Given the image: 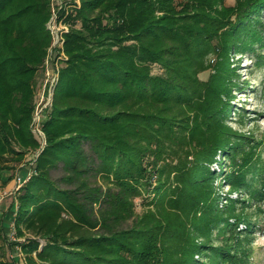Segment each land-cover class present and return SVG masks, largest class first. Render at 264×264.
<instances>
[{"label": "trees", "instance_id": "obj_1", "mask_svg": "<svg viewBox=\"0 0 264 264\" xmlns=\"http://www.w3.org/2000/svg\"><path fill=\"white\" fill-rule=\"evenodd\" d=\"M224 1L65 4L59 18L71 8L67 23L81 27L65 37L43 145L32 124L52 0H0V170L36 151L12 211L27 264H195L194 252L212 247L195 245L192 229L234 226L206 202L210 166L238 182L260 169L245 155L248 137L220 127L229 108H201L196 75L213 44L230 55L263 39L264 0ZM227 74L220 90L230 97ZM145 193L152 210L137 214Z\"/></svg>", "mask_w": 264, "mask_h": 264}, {"label": "rangeland", "instance_id": "obj_2", "mask_svg": "<svg viewBox=\"0 0 264 264\" xmlns=\"http://www.w3.org/2000/svg\"><path fill=\"white\" fill-rule=\"evenodd\" d=\"M70 1L73 4L74 0ZM235 4L236 0L224 1V5L227 7ZM55 6H57V1H55ZM70 9L65 13L66 16L69 15L67 18L62 16L53 23V29H57L60 37L63 38L61 40L62 45L55 48L53 54L49 50V58L47 57L45 66L38 75L37 105L32 130L43 145L46 141L41 122L51 105V89L54 85V78L57 75L61 58L65 57V37L73 27L76 29L81 27L79 20L74 25L67 23L71 18L70 15L74 13ZM262 21L264 24V14ZM259 31L263 39L261 38V40L253 43V50L234 54L236 50L231 49L230 55L222 54L218 46L213 44L210 50L204 52L205 57L201 59V65L198 67L200 72L196 77L199 85L195 83V86L198 85L197 91L201 94V108L205 107L209 114H212L214 110H217L223 104L229 108L225 120L222 122L225 125L220 127L229 129L234 135V140L241 139V136L248 137L245 145V155L252 158V162L255 163L254 166L257 165L260 172L255 178H252L249 173L246 176L247 180L244 176L245 179L238 182L234 179H227L226 175L231 173L230 169H226L217 162L211 164V171L215 173L211 184L213 196L206 199V202L212 203L210 206L213 208L212 212L214 214L224 217L234 226L231 227L223 221L217 224V228L208 230L209 232L205 231L203 233L192 229L191 241L195 245L209 244L212 247V249H209V247L201 246L199 251L194 252L195 264H264V60L262 59L264 57V30L259 29ZM225 61L227 62L225 63ZM225 65L228 68L224 67ZM154 73H161V70L155 67ZM226 73L230 74H227V77L232 81V84H237L231 87L232 95L230 97L227 92L222 90L223 87L220 90ZM201 111L203 110L201 109ZM204 119L201 116L202 126ZM217 120L221 122L219 117H217ZM204 138L201 134V143L207 141ZM249 149H251V152ZM35 158L36 151L29 149L21 164L15 166L11 161L5 162V167L9 168L0 170V191H15L16 185L22 188L23 182L26 181L29 176L28 173L32 170ZM220 158L225 159L222 154L218 159ZM10 166L13 167L10 168ZM153 180H156V177ZM150 195L152 194L145 193L142 198H135V211L137 214L148 213L152 210L153 206L149 201L151 199ZM13 203L15 204L14 198L10 197L4 201L2 206L0 262L5 264H27L19 244L23 238L16 237L15 240H12L9 237V232L14 225L12 213L10 212ZM203 215L199 219L206 222L211 221L210 217H213L206 215L209 218L204 219ZM211 227L214 226H209L208 229Z\"/></svg>", "mask_w": 264, "mask_h": 264}, {"label": "built area", "instance_id": "obj_3", "mask_svg": "<svg viewBox=\"0 0 264 264\" xmlns=\"http://www.w3.org/2000/svg\"><path fill=\"white\" fill-rule=\"evenodd\" d=\"M55 1H57V6H55ZM69 1L70 0H52V11H53V15H52V18H51V20H50V22L48 24V27L53 32L52 34H54L55 36L53 35L54 41H53V45H52V47L50 49L51 54H53L52 52H54V49L55 48L59 47V45H62L61 40H63V38H61L62 36L60 37V35H59V31H57V29H55V28H54L55 30L53 29V27H54L53 23L55 21H57V19L59 18V15L64 11V9H66L67 6L65 4H67ZM80 3H81V0H74L73 1V4L80 5ZM48 58H49V56H48ZM56 74L58 75V72ZM57 75L54 78V80H56ZM53 86L54 85H52V89H51L52 95H53ZM32 173H33V171L31 170L28 173V175L31 176ZM20 188H21V186L16 185L15 191H11V190H3V191H0V217L3 214L2 206H3L4 201L7 200L10 197H13L14 198V202L16 204V202H17L16 201L17 200L16 197H17L18 192L20 191ZM9 237L12 240H15L16 239L17 232H16V229H15V225H13V228L9 232Z\"/></svg>", "mask_w": 264, "mask_h": 264}, {"label": "crops", "instance_id": "obj_4", "mask_svg": "<svg viewBox=\"0 0 264 264\" xmlns=\"http://www.w3.org/2000/svg\"><path fill=\"white\" fill-rule=\"evenodd\" d=\"M14 203L12 204V208H11V210H10V212L12 213V211H13V208H14Z\"/></svg>", "mask_w": 264, "mask_h": 264}]
</instances>
